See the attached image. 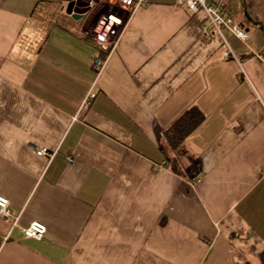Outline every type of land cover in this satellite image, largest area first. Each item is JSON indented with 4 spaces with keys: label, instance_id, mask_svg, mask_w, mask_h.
<instances>
[{
    "label": "crops",
    "instance_id": "obj_1",
    "mask_svg": "<svg viewBox=\"0 0 264 264\" xmlns=\"http://www.w3.org/2000/svg\"><path fill=\"white\" fill-rule=\"evenodd\" d=\"M73 1L0 0V264H260L264 0H209L245 41L149 0L110 54ZM192 110L204 121L172 149Z\"/></svg>",
    "mask_w": 264,
    "mask_h": 264
},
{
    "label": "built area",
    "instance_id": "obj_2",
    "mask_svg": "<svg viewBox=\"0 0 264 264\" xmlns=\"http://www.w3.org/2000/svg\"><path fill=\"white\" fill-rule=\"evenodd\" d=\"M89 12L85 15L90 20V28L81 32L82 36L87 38L98 48L112 53L117 44L116 27H122L131 16L139 9L148 6L149 0H84ZM177 4L189 9L192 13L197 14L204 12L209 24L215 29L216 33L223 37L225 29L230 30L233 35L240 40H247L248 31L236 24L232 17L225 14L224 4H213L209 0H177ZM107 13L101 15L102 11ZM112 16L120 19V23L113 20ZM115 27V29H114ZM204 34H207V28L203 27ZM232 52H227L226 57H232ZM237 60V57L233 55ZM259 58L264 61V54H260ZM238 61V60H237ZM104 65H102L103 67ZM94 93H90L84 100V106L90 105L95 98ZM39 156H47L46 150H37ZM67 162L73 164L75 159L68 157ZM0 216L2 218H10V202L8 199L0 196ZM27 238L42 240L46 233L47 227L40 222H33L23 229Z\"/></svg>",
    "mask_w": 264,
    "mask_h": 264
},
{
    "label": "trees",
    "instance_id": "obj_3",
    "mask_svg": "<svg viewBox=\"0 0 264 264\" xmlns=\"http://www.w3.org/2000/svg\"><path fill=\"white\" fill-rule=\"evenodd\" d=\"M203 121L204 116L198 110L186 112L179 117L166 133L170 147L175 149L180 146ZM260 264H264V255Z\"/></svg>",
    "mask_w": 264,
    "mask_h": 264
},
{
    "label": "water",
    "instance_id": "obj_4",
    "mask_svg": "<svg viewBox=\"0 0 264 264\" xmlns=\"http://www.w3.org/2000/svg\"><path fill=\"white\" fill-rule=\"evenodd\" d=\"M88 12L89 7L84 0H74L68 7V13L77 20L83 18Z\"/></svg>",
    "mask_w": 264,
    "mask_h": 264
},
{
    "label": "bare ground",
    "instance_id": "obj_5",
    "mask_svg": "<svg viewBox=\"0 0 264 264\" xmlns=\"http://www.w3.org/2000/svg\"><path fill=\"white\" fill-rule=\"evenodd\" d=\"M112 18H113V20H114V21H116V22L120 23V21H119L120 19H119V18H117L116 16H112Z\"/></svg>",
    "mask_w": 264,
    "mask_h": 264
},
{
    "label": "rangeland",
    "instance_id": "obj_6",
    "mask_svg": "<svg viewBox=\"0 0 264 264\" xmlns=\"http://www.w3.org/2000/svg\"><path fill=\"white\" fill-rule=\"evenodd\" d=\"M105 13H107L106 10L102 11L101 15H104ZM114 29H115V27H114ZM116 32L118 33V30H116Z\"/></svg>",
    "mask_w": 264,
    "mask_h": 264
}]
</instances>
